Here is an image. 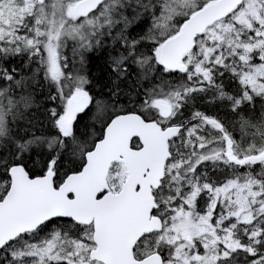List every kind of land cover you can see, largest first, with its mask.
<instances>
[{
    "label": "snow or ice",
    "instance_id": "1",
    "mask_svg": "<svg viewBox=\"0 0 264 264\" xmlns=\"http://www.w3.org/2000/svg\"><path fill=\"white\" fill-rule=\"evenodd\" d=\"M0 264H264V0H0Z\"/></svg>",
    "mask_w": 264,
    "mask_h": 264
},
{
    "label": "trees",
    "instance_id": "2",
    "mask_svg": "<svg viewBox=\"0 0 264 264\" xmlns=\"http://www.w3.org/2000/svg\"><path fill=\"white\" fill-rule=\"evenodd\" d=\"M69 45H71V42H69ZM69 47V46H68ZM70 59L72 58V51L70 52L69 50L66 51L65 53ZM106 57L100 55L99 53H92L91 54V63L89 65V70L95 77L101 76L102 71L105 68L104 61ZM188 113L186 112L185 115ZM86 119V117L84 118ZM232 131V129H229ZM234 138L237 140H240L241 138V133H240V128L239 124L235 125V131L233 132ZM29 164H31V161H29ZM227 175V173H225Z\"/></svg>",
    "mask_w": 264,
    "mask_h": 264
},
{
    "label": "rangeland",
    "instance_id": "3",
    "mask_svg": "<svg viewBox=\"0 0 264 264\" xmlns=\"http://www.w3.org/2000/svg\"><path fill=\"white\" fill-rule=\"evenodd\" d=\"M72 45H69L68 50L71 52ZM66 55V54H65Z\"/></svg>",
    "mask_w": 264,
    "mask_h": 264
}]
</instances>
